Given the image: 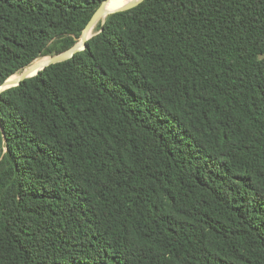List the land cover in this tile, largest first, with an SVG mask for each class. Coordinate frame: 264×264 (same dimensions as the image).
<instances>
[{
  "label": "trees",
  "instance_id": "16d2710c",
  "mask_svg": "<svg viewBox=\"0 0 264 264\" xmlns=\"http://www.w3.org/2000/svg\"><path fill=\"white\" fill-rule=\"evenodd\" d=\"M102 0H0V83ZM0 93V264H264V0H142Z\"/></svg>",
  "mask_w": 264,
  "mask_h": 264
},
{
  "label": "water",
  "instance_id": "95a60500",
  "mask_svg": "<svg viewBox=\"0 0 264 264\" xmlns=\"http://www.w3.org/2000/svg\"><path fill=\"white\" fill-rule=\"evenodd\" d=\"M141 1L142 0H130L125 4H122L121 6L115 7L113 9H107L106 7L109 0H102L94 13L91 15L85 27L82 29L77 41L70 48L57 54L44 56L41 59H34L29 65L22 68L18 74L15 73L7 77L2 83H0V93L7 88L19 85L24 79L36 75L39 71L43 70L50 64L70 59L76 52L84 49L86 47V41L98 32L93 30L95 29V26L97 25L99 20H101V23H103L104 19L109 14L132 8L139 4Z\"/></svg>",
  "mask_w": 264,
  "mask_h": 264
},
{
  "label": "bare ground",
  "instance_id": "6f19581e",
  "mask_svg": "<svg viewBox=\"0 0 264 264\" xmlns=\"http://www.w3.org/2000/svg\"><path fill=\"white\" fill-rule=\"evenodd\" d=\"M128 1H130V0H109L106 8L107 9H113L115 7L121 6L122 4H125ZM93 31H97V29L95 28Z\"/></svg>",
  "mask_w": 264,
  "mask_h": 264
},
{
  "label": "rangeland",
  "instance_id": "374dc122",
  "mask_svg": "<svg viewBox=\"0 0 264 264\" xmlns=\"http://www.w3.org/2000/svg\"><path fill=\"white\" fill-rule=\"evenodd\" d=\"M41 58H43V57H40L39 59H41ZM39 59H37V60H39ZM20 71H21V70H20ZM20 71H19V72H20ZM19 72H18V73H19ZM18 73H17V74H18ZM15 76H17V75H15Z\"/></svg>",
  "mask_w": 264,
  "mask_h": 264
}]
</instances>
